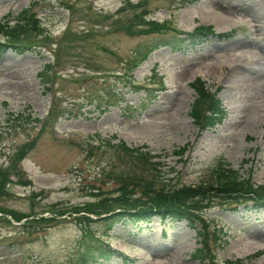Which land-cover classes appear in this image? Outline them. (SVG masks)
<instances>
[{"label":"rangeland","instance_id":"1","mask_svg":"<svg viewBox=\"0 0 264 264\" xmlns=\"http://www.w3.org/2000/svg\"><path fill=\"white\" fill-rule=\"evenodd\" d=\"M141 1L0 0V23L13 22L28 10L51 43L22 56L0 54V169L19 147L35 141L19 173L11 174L9 194L0 197V207L43 217H50L57 203L68 209L66 221L46 224L50 227L40 231L32 228L27 236L19 228L25 221L16 224L0 214V264H73L84 252L80 241L87 239L71 221V207L85 204L94 193L118 196L119 175L154 178L169 187L197 185L224 161L242 179L256 186L264 183V0H146L142 8L148 18L170 23L178 29L172 30L175 34L206 26L216 34L180 52L169 46L152 51L130 72L139 86L152 88L148 94L132 91L124 75L128 61L158 36L170 34L128 36L112 27L120 8L125 11L119 14L130 15L125 4ZM68 30L73 34L57 56L59 65L46 73L61 77L44 94L37 74L53 64L55 44ZM239 49L250 53L233 64ZM195 79L216 93L226 110L223 123L210 131H200L192 117ZM54 100L56 116L42 129ZM94 100L115 105L99 113ZM118 142L148 152L158 169L125 157L112 148ZM179 149L185 151L176 153ZM27 180L29 185L18 184ZM134 190L140 196L141 189ZM249 207L205 211L222 229L224 244L219 248L209 243L220 262L264 264V213ZM89 227L100 230L98 224ZM110 236V247L123 255L87 264H199L193 258L199 238L186 222L153 219L138 229L117 226ZM86 254L91 255L87 248Z\"/></svg>","mask_w":264,"mask_h":264},{"label":"trees","instance_id":"2","mask_svg":"<svg viewBox=\"0 0 264 264\" xmlns=\"http://www.w3.org/2000/svg\"><path fill=\"white\" fill-rule=\"evenodd\" d=\"M146 1L132 5L133 11L130 16H119L113 24V29L121 31L128 36L150 35V34H170L166 36H158L157 40L146 48L144 51L136 52V54L128 61V71L126 74L128 81L132 85V91H144L146 94L153 90H148L146 86H139L130 72L145 61L148 55L160 46H169L173 52L181 51L184 47H195L206 38L208 34H213L211 27H199L193 33L182 36L184 34H175L172 31V25L168 22L157 23L148 19V14L144 10L138 15L134 10L142 9ZM105 19L109 17L104 16ZM71 21V18H70ZM37 16L22 11L14 20L10 22L6 20L0 23V54L12 53L22 56L30 52H35L38 48L49 47V36L44 34V30L39 23ZM73 33L68 30L62 36L59 42L55 44L53 50V64L44 65L43 69L37 74L43 87V93L50 92L53 83L61 76L55 71L50 76L46 73L50 69H54L55 65H59L57 56L64 50L67 45L66 38ZM181 38V39H180ZM41 48V49H42ZM153 87H157L152 83ZM192 89L197 93V97L192 106V117L200 131L213 129L220 125L226 117L222 101L217 98L216 93L210 92L200 79H195L191 84ZM95 109L99 113H105L115 103H102L94 100ZM58 109V102L52 101L49 117L43 123L42 129L45 127L47 120L55 118ZM38 122V118L36 119ZM111 144L110 141L107 142ZM35 146V141L27 142L19 147L9 158L6 167L0 169V197L9 194L7 183H11V174L19 173V164L25 159L26 155ZM118 148L125 157L131 161H137L151 170H157L158 163L152 162L154 158L148 152L141 151L140 148L126 146L124 142H118L112 148ZM185 150L179 149L176 153L182 154ZM205 181H201L197 185H173L166 186L162 181L154 178L147 180L143 176L136 175H119L118 196L113 198L104 197L103 193L92 195L90 199L83 205L71 207V221H74L80 227L81 234L87 239V242H81L84 246V252L77 257L73 264H87L88 262L110 261L114 256V252L109 249L105 238H109L111 231L117 226H131L140 228L148 225L153 219H159L161 222H186L193 228L199 238L200 247L193 254V258L200 263L205 264H244L242 259L224 260L220 262L217 258L215 250L210 248L209 243L214 247L224 244L221 239L222 229L217 225L216 220H209L205 216V211H209L212 207L223 208L224 211L235 212L239 206L249 207L248 210L261 211L264 213V183L259 186L251 183V180L242 179L237 171L231 168L224 161L217 162L211 170H209ZM19 185H29L30 181L18 182ZM132 186V187H130ZM134 188L141 189L140 196L136 195ZM50 217H40L41 214L30 212L29 214L18 213L9 209L0 207L1 216H10L14 222H21L20 231L24 235L29 234V230H44L47 227L58 224V222L66 221L63 217L68 213V209L61 207L58 203L49 210ZM10 224L7 218L2 219ZM46 224L50 226H46ZM98 224L100 230L92 229L89 226ZM213 229H210V227ZM211 230L213 231L211 233ZM218 233L216 234V232ZM218 235V238H217ZM210 239V240H209ZM86 248L91 252L90 256L86 254Z\"/></svg>","mask_w":264,"mask_h":264},{"label":"bare ground","instance_id":"3","mask_svg":"<svg viewBox=\"0 0 264 264\" xmlns=\"http://www.w3.org/2000/svg\"><path fill=\"white\" fill-rule=\"evenodd\" d=\"M212 21H216L217 22V18H218V16H216L215 14H213L212 15ZM237 52V51H236ZM235 52V53H236ZM249 50H245V49H239V52H238V54L236 55L235 54V57H236V60H233V64H235V63H237V62H244L245 60H246V58L244 59L243 57H244V55L245 54H247V55H249ZM230 54V53H229ZM221 54H217L216 56H214V58H215V60H219L220 59V56ZM222 55H224V54H222ZM232 55V54H231ZM233 56V55H232ZM246 56V55H245ZM225 57V56H224ZM235 57H233V58H235ZM251 57V56H250ZM231 58V57H230ZM252 58V57H251ZM232 60V59H231ZM249 61H250V59H249ZM252 61V60H251ZM247 63H248V59H247ZM257 63V62H256ZM238 64V63H237ZM237 68H239V67H237ZM235 74H236V72H235ZM242 75V74H241ZM236 76V75H235ZM235 79V78H234Z\"/></svg>","mask_w":264,"mask_h":264}]
</instances>
